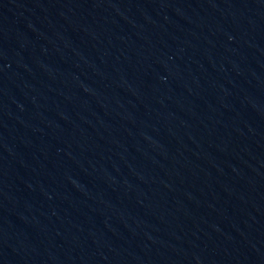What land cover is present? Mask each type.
<instances>
[{
	"label": "water",
	"instance_id": "obj_1",
	"mask_svg": "<svg viewBox=\"0 0 264 264\" xmlns=\"http://www.w3.org/2000/svg\"><path fill=\"white\" fill-rule=\"evenodd\" d=\"M0 264H264V0H0Z\"/></svg>",
	"mask_w": 264,
	"mask_h": 264
}]
</instances>
